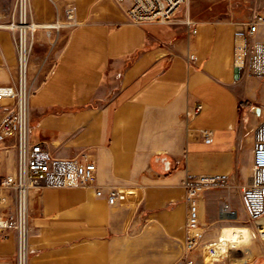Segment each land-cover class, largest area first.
Instances as JSON below:
<instances>
[{
  "label": "crops",
  "instance_id": "0c3cea01",
  "mask_svg": "<svg viewBox=\"0 0 264 264\" xmlns=\"http://www.w3.org/2000/svg\"><path fill=\"white\" fill-rule=\"evenodd\" d=\"M15 1L0 0V88L17 82L6 27ZM71 6L76 25L35 31L31 140L47 144L57 158L90 155L96 180L90 187L30 192L28 264H187L188 172L228 177V187L199 194L201 239L193 263L264 264V219L250 221L241 202L254 130L264 120V80L235 81L234 71L240 24L264 15V0H186L168 24L140 25L129 20L128 2L31 0L33 20L64 22ZM257 39H264V27ZM191 55L197 60L189 61ZM199 104L204 111L193 116ZM201 130L212 133L211 143ZM16 166V140L9 138L0 143V175ZM95 187L105 193L117 187L127 199L110 205ZM223 203L237 216L223 211ZM14 212V191L1 190L0 216ZM226 228L249 232L228 245L226 258L206 263L204 247L225 237ZM0 264H17L15 233L0 235Z\"/></svg>",
  "mask_w": 264,
  "mask_h": 264
},
{
  "label": "built area",
  "instance_id": "2783aa9c",
  "mask_svg": "<svg viewBox=\"0 0 264 264\" xmlns=\"http://www.w3.org/2000/svg\"><path fill=\"white\" fill-rule=\"evenodd\" d=\"M117 3L128 2L127 15L134 24H168L178 13L186 0H114ZM75 8L66 11V20L51 24H39L33 20L31 0H16L12 20L6 25L13 33V42L17 58L18 76L14 86L0 88V143L9 138L16 140L17 166L13 173L0 175V191L12 190L15 193V212L10 216H0V235L10 233L17 236V264H28V217L29 194L46 188L90 187L95 185L97 165L88 154L79 158L61 159L54 157L47 144L34 143L31 140L29 125V64L38 29L60 30L76 25ZM187 26L196 33V22L187 21ZM242 42L238 45L234 58L235 81L244 78L264 80V39L258 40L260 27H264V15H257L251 21L240 24ZM191 55L189 61H196ZM8 99L10 102H5ZM204 111L199 104L192 115ZM200 135L206 143L212 142V133L201 130ZM253 162L250 182L242 188L241 202L248 219L254 223L264 219V120L254 130ZM186 190L188 215L185 225V260L194 264L190 258L196 249L201 233L199 228V194L210 188L228 187V177L222 174H196L188 172L183 181ZM99 198L105 197L110 205L123 203L126 193L117 187L108 189L95 187ZM222 210L231 217L237 213L227 203ZM264 238V229H259ZM220 242V241H219ZM216 243L204 247L205 257H214L210 263L219 262L227 255L215 257Z\"/></svg>",
  "mask_w": 264,
  "mask_h": 264
},
{
  "label": "bare ground",
  "instance_id": "6f19581e",
  "mask_svg": "<svg viewBox=\"0 0 264 264\" xmlns=\"http://www.w3.org/2000/svg\"><path fill=\"white\" fill-rule=\"evenodd\" d=\"M261 222H263V220H261ZM262 228L264 229V227H262ZM226 229H224V231L225 230L227 231V233L225 232L226 233L225 237H221L220 242L218 241L217 244L214 246V248L216 250V255H214L215 257H218L220 255H227L228 249H229L228 245L233 243V242L240 243L242 241V238H243V230H247L244 228H226ZM249 239H250V235H249L248 239H246V241H248ZM206 258L208 259L207 260L208 263H210L214 257L207 255L205 257V260H206Z\"/></svg>",
  "mask_w": 264,
  "mask_h": 264
},
{
  "label": "rangeland",
  "instance_id": "374dc122",
  "mask_svg": "<svg viewBox=\"0 0 264 264\" xmlns=\"http://www.w3.org/2000/svg\"><path fill=\"white\" fill-rule=\"evenodd\" d=\"M16 53V52H15ZM17 59V58H16ZM30 60H31V58H30ZM30 65V64H29ZM17 69H18V67H17ZM28 78H29V76H28ZM241 222L243 223V224H246L247 223V217H246V215L244 214V213H242V216H241ZM246 222V223H245ZM208 259L206 258V260H205V262L206 263H208V261H207ZM245 264V263H244ZM249 264H261L260 263V261L258 260V261H255V262H252V263H249Z\"/></svg>",
  "mask_w": 264,
  "mask_h": 264
}]
</instances>
